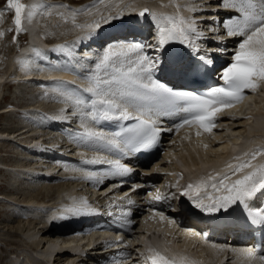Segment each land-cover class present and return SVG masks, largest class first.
<instances>
[{"label":"bare ground","instance_id":"6f19581e","mask_svg":"<svg viewBox=\"0 0 264 264\" xmlns=\"http://www.w3.org/2000/svg\"><path fill=\"white\" fill-rule=\"evenodd\" d=\"M67 1L68 2H63L62 0L21 1V3L27 6L25 15L22 19V25L28 30L30 41L23 45L21 51H15L8 46L5 47L7 49L6 52L4 47L0 49L2 54L5 52V55L3 54L4 56L2 57L4 66H2L3 68L0 72V97L3 87L12 86L15 82L18 86L23 85L24 89V85H27V83L30 84L27 85L28 87L31 85L33 87H39H36L37 89L34 90L32 88V91H30V95L32 94L36 98V100L30 101V103L0 106V116L5 114L10 115L15 112L30 113L28 114L30 119L18 118L15 126L12 124L13 127L11 128L6 125L0 128V152L8 151L7 153L12 152L17 154L14 159L7 158V162L0 159V165L6 167V171L0 169V173L3 172L5 177L9 180L7 182L9 187L2 189L3 191L0 192V202H2V206L6 205L10 208L7 211H0V216H2V218L0 217V230H2L3 227H7L15 231L19 237L21 236L22 243L32 248V251L35 253L34 258L36 262L45 261L47 264H136L137 262L135 263L134 261L138 258V254L132 250L136 247V249L142 251L145 243L151 245L150 251L154 250L156 243V247L160 250L186 264H215L217 258L222 260L225 256L229 257V255L231 261L235 264H259L257 260L248 257L246 252L248 249H253L257 252V256L264 255V241L261 249L255 250L253 246H251V240L246 237L249 232L243 233L241 232L243 231L242 229L235 230L233 235L229 232V228H221L215 233H210V227L205 226V228L204 225L202 226L200 223L192 220H186L185 225H181L179 222L174 221V219L180 216L178 213L173 214L166 210H162L161 212L155 209L147 211L146 208L141 207L145 204L139 197V194L142 193H139V190L136 189L131 191L132 189H129L131 184L126 181H116L119 180L120 177L113 176L111 171L105 168L89 169V163L86 161H91L93 159L98 160L99 158L117 160V157L115 158V154H113L110 155L111 157L109 158L108 154L110 152L106 151L108 149L104 146L86 145L75 138L76 130L80 127L76 123H81L82 117L79 114L73 116L72 112L75 109L72 101H64V97L62 98L59 91L55 90L61 85V82H67L65 79H71L84 87H88L87 81L83 79L85 75L72 72L78 70V67L83 73L87 74L88 71L94 67V62L98 56L101 55L110 44H114L110 43L105 48H99L93 51L94 45L92 42L99 40L103 33L102 30L105 29L107 25L103 23L101 17H115L118 13H122L120 19L109 21L108 25L115 21L124 22L128 14L135 13L136 9L142 5H148L150 11L157 15H160L159 12H167L176 18L196 19L198 21V30L203 32V34L211 35L210 38L203 36L201 39H196L194 35L191 37L195 47L201 48L204 52H209V54L214 56L220 54V50L222 49L226 50L232 48L233 43H226L225 47L221 48L217 46V43H209L208 41V39H212V36L222 37L226 34L222 26L214 33L212 28L215 26L212 20L199 23L201 21L200 18L211 17L214 14L218 15V13L213 12L214 14H207L204 16L203 12L199 11L202 8L214 7L212 0H122L123 3L116 8H107L92 14L91 12H93V10H91V7L88 5L89 0L82 3H71L69 0ZM193 8H198L199 10L195 12L191 11ZM29 11L34 12L31 20L27 17ZM101 13L102 15L100 17L99 14ZM113 13H116V15ZM65 14L70 21L69 23H71L70 25L77 29L78 32L74 34L75 36L72 35V38L62 37L54 41L52 40V45L55 47L67 45L71 52V56L66 52L64 56L67 57L65 58L61 53L58 57H52L50 51L44 48V42L40 39L37 32L40 33L41 25H43L42 23L45 17H49L51 21L58 23V21L62 20V15ZM97 18L101 21V27L99 29H89L88 25L94 23ZM221 19L222 17L220 20ZM36 23L39 25L38 30L34 27ZM12 24L15 27L14 16ZM59 24L60 23H58L57 26L60 27L62 24ZM8 30L9 28H5L4 31L0 29V33H3V35H0V40L1 37L8 33ZM239 39L240 38L237 39V42ZM125 42L126 41H123L122 43ZM229 45L231 46L229 47ZM33 49H40L44 55L42 57H37ZM143 54H145V52H143ZM91 56H94L95 59L92 61L87 60ZM57 64L62 68L66 66L67 70H48L50 65ZM37 68H42L43 70L37 71ZM8 80L15 81L13 83H7ZM67 84L70 86L68 89L69 91L75 89L73 91L74 98L76 96H86L79 88L75 87V85H71L68 82ZM28 87L26 89H28ZM37 91L38 93L41 92L43 95H39ZM3 97L4 96H2V98ZM2 98H0V100ZM43 98L56 99L62 104L60 103L58 109L54 110H51L49 106V109H46V106L42 108L41 99ZM66 106H70L72 109H67ZM84 111L87 112L89 110L85 109ZM220 114H222L221 118L215 120L214 127L211 131H204L202 129L199 135H197L196 132V136L190 137V140L181 143L183 149L177 147L173 151V154L178 156L179 161L183 163L182 166L192 174L204 168V173L208 178L214 177L219 179L223 174L230 172L229 165L235 167L238 163L250 161L254 167L264 163V82L260 83L258 88L250 95L248 94L244 100L230 108L224 109ZM65 116L69 118V122H61L62 118ZM74 118L78 120H74ZM46 121L48 123L47 128L44 127ZM55 121H60L62 125L57 127ZM83 122L89 127H94L93 124L86 122L84 117ZM94 128L95 130H100L99 128ZM106 131L109 132L108 130ZM189 133H191V129L177 130L173 134V139L176 140V138ZM67 143H70L69 145L76 144V148L79 150L82 149V153L79 154L80 156L78 159L72 157L66 159L61 156H57V159L51 157L50 154H57L59 152L72 156L70 151L65 153V151H67L65 149H68ZM46 145L50 146L49 149L46 148L47 150L45 149ZM2 147L5 148L3 149ZM41 150H45L44 155L40 153ZM182 150H185L186 153H183ZM90 151H94V154L88 156L87 153H92ZM253 152H259L254 160L251 159V154ZM165 154V157H169L167 152ZM161 157L164 156L162 155ZM161 157L158 158L157 164L160 162ZM168 160V164H160V166L158 165L157 167V164H155L153 167L147 168L144 172L145 174L153 173L147 177V180L152 182L155 187L147 190H149L150 194L156 192V189L158 191L160 190L161 194L157 197H160L162 193H174L175 189H177L178 185L183 181L182 175L180 174L181 171L176 162H172L169 158ZM59 165L63 167L56 170ZM61 169L64 170L67 175V177H65L66 182L62 183L61 186L49 184L46 182L49 181V179H46L45 176L41 174L44 173L46 176L53 175L54 177L56 174L59 175ZM162 169H166L167 172H170L165 178L163 175H159ZM253 170V168H245L242 172L231 175L230 180L234 177L236 179L240 175H244ZM38 174H41L42 177H39ZM90 174L95 175L96 178H100L99 182H102H100V184L98 182L94 185V180H89L90 184L88 185L85 178ZM61 177L64 178L63 176ZM71 177L76 178L71 180ZM114 177L117 179H114ZM56 178H58V176ZM54 179L52 181H55ZM130 181L133 184L137 179H132ZM168 181L170 183L166 186L164 183ZM212 182L211 180L206 183L204 181L200 185H210ZM144 183L145 182H143V185ZM117 185L122 186L120 188H115ZM105 186L108 188H105ZM196 186H194V190L191 193L192 196L196 195ZM107 189L112 190L107 193ZM125 190L128 192L130 191L127 196L123 193ZM200 191H203L201 192L202 196L221 194L214 192L210 186L207 187L206 190L201 188ZM102 193L104 195L100 198V194ZM152 195L154 196L155 194ZM109 196H111V199L106 201ZM177 196L178 195L175 194L171 199V207L178 212V208L180 207L177 203ZM5 198L10 201H7ZM92 198L97 199L98 204H104L108 208L106 209L105 207L102 208L94 205L93 207L97 208L94 209L92 207V209H90V211L94 210L101 213L115 211L117 207L110 206L112 201H116L118 204L120 203L124 209V207H126V205H124L125 202L136 199L134 203L136 207L131 208V217L135 216V220L133 221L132 218L131 225H128V227L132 229L144 228L147 230L146 233L142 234L140 232V234L134 237H130V235L127 237L124 236L122 241L113 240L102 245L101 242L106 241L104 237L110 235L107 228L96 230L93 226L89 227L90 222L82 223L78 226L71 225L72 219L76 216L80 217L81 214H76L70 211V209H89L95 202V200H91ZM257 198L264 201V192H261ZM207 201V199H204L205 204ZM188 202L196 210H201L195 207L193 200L189 197ZM120 207L121 206L117 209L121 210ZM167 209L169 210V208ZM126 217L127 216H122V218ZM94 224L96 225L97 223L93 222L92 225ZM66 226L68 227L64 228ZM161 226L164 228V231H162L164 234L161 235L162 237L155 233L152 234V238L148 237L149 231L156 228L157 230H161L163 229ZM262 233L264 234V230H262ZM126 241L128 243H125ZM139 242L143 245H138ZM10 243H12V241L4 240V242H0V251H3V254L0 253V260L6 256V248H4V245ZM107 251L110 253V260L107 259ZM82 253H85L88 258L82 256ZM195 255L198 257L197 260L192 258H195ZM15 258V261L20 259L19 255ZM9 260L11 261V259ZM15 261L12 260L11 264H16L17 262ZM137 261L142 264L140 259H137Z\"/></svg>","mask_w":264,"mask_h":264},{"label":"snow or ice","instance_id":"6c2138e0","mask_svg":"<svg viewBox=\"0 0 264 264\" xmlns=\"http://www.w3.org/2000/svg\"><path fill=\"white\" fill-rule=\"evenodd\" d=\"M6 5L8 9L14 10V25L17 33V36L13 37L15 42L18 35L24 31L22 19L27 6L21 3V0H6ZM219 7L226 12L234 9L239 14L233 15L228 12L229 18L221 20L220 24L226 30L228 37H240L231 62L220 73L222 85L212 87L203 94H197L191 91H175L160 78H155L156 71H167L168 66L167 64L161 66L159 56L150 58L143 54L145 47L159 53L165 45L176 42L188 45L198 53L199 49L195 47L191 37L194 35L196 39H201L203 32L198 30V21L194 18L158 16L149 9H143L139 12V17L144 18L145 21L151 17L155 22V44L138 41L110 44L95 60L94 67L83 77L88 82V87L82 89V92L88 94L87 96L74 98L75 89L69 91L70 86L67 82H61V85L55 89L67 101H72L75 109L72 115L79 114L82 117L81 124L84 130L76 132L75 138L86 145L104 146L113 153L127 154L131 151L147 150L158 142L162 132L173 130L159 126V117L169 113L187 114L181 123L175 125L176 129L186 125H196L204 131H211L215 119L224 109L240 102L245 90L254 91L264 82V0H220ZM198 10V8L191 9L194 12ZM33 15L34 12L29 11L28 19L31 20ZM121 16L122 13H118L115 17L102 16L101 20L108 24L109 21L118 20ZM100 27L101 21L88 25L89 29ZM212 31L216 33L217 28H212ZM33 51L37 57L44 55L40 49ZM51 51L67 52L71 56L67 45H59ZM199 61L202 62V67L213 64V59L207 55L199 56ZM48 70L67 69L66 66L62 68L57 64L50 65ZM192 70V67L184 70L173 69L174 72L182 71L184 75ZM195 70L199 71L198 68ZM85 109L89 111L85 112ZM83 117H88L93 125L101 121L129 123H120L119 131L109 133L85 125ZM61 122H69V118L65 116ZM257 154L259 152H253L251 159L254 160ZM86 162L114 165L111 170L113 176H124L131 171L130 168L120 164L119 160L113 162L93 159ZM245 168H253L250 161L238 163L235 167L229 165L230 172L223 174L219 179L209 177V180L213 181L210 185H197L195 196L191 195L194 190L191 184L181 194L192 199L195 207L206 213L227 212L232 206L242 205L252 223L264 225V206L255 211L250 206V201L257 193L264 192V165L255 167L253 171L228 182L231 175L242 172ZM86 178L97 179L92 174ZM209 186L214 192L223 194L202 196L200 189L206 190ZM204 199H207L208 203L205 204ZM132 203L133 201L128 200L129 205ZM70 211L76 214H89V210L80 208ZM126 215L130 216L131 213L128 212ZM127 224L130 226L131 220H128ZM246 255L257 260L259 264H264V255L257 256V252L253 249H248ZM152 264H177V262L157 254L152 258Z\"/></svg>","mask_w":264,"mask_h":264},{"label":"rangeland","instance_id":"374dc122","mask_svg":"<svg viewBox=\"0 0 264 264\" xmlns=\"http://www.w3.org/2000/svg\"><path fill=\"white\" fill-rule=\"evenodd\" d=\"M50 1H53V0H50ZM62 1L63 2H65V1L68 2L67 0H62ZM69 1L71 3H82V2H84V1L86 2L88 0H69ZM89 1H94V3H95L94 5H90L89 6V7H91V10H93V12H91V14H92V13H96V11L97 12L100 11V10L102 11V10H105L107 8L108 9H113L114 7L116 8V7L120 6L123 3L124 0L123 1L122 0H100V1L99 0H89ZM6 6H7L6 5V0H0V13H2V15H0V29L4 31L5 28H9L8 33L5 36L1 37V40H0V49H1V47H4V50L6 52L7 49L5 47L8 46V47H10L13 50H15V51L17 50L18 51L19 50V45L21 44V40L24 39V32H22L21 34H19L18 37H17V40L14 42L13 37L14 36H17V33L15 32V29H14L15 27L12 24V22H13L12 19H13V15H14L13 13H14V11L11 10V9H8ZM113 14L116 15V13H113ZM101 15H102V13L99 14L100 17H101ZM62 17H63L62 20L58 21V23H60L62 25L59 24L60 25V27H59V26H57L58 23L56 22L55 25H54V27L53 28H50V30L47 28V25L45 24V22L47 20V17L44 18V21L42 23L43 25H41V30H42V27L45 25V33H44V35L47 38L52 39L53 41L56 40L57 38H62V37L72 38V35L75 36L74 34L76 32H78L77 29L73 28V26L70 25L71 23H69L70 21L68 20V17H67L66 14L65 15H62ZM9 21H10V23H9ZM66 21H67V23H66ZM95 21H100V20L97 18ZM203 36H206L207 38L208 37L210 38L211 35L203 34ZM211 38L214 39V40H216L218 37L212 36ZM52 40H51V42H53ZM5 52H3V54ZM3 54L0 51V61H1V63H0V72H1V70L3 68L2 66H4V62H3V58L2 57L5 54L4 55ZM28 84L29 83H27V85ZM27 85H24L25 86V89H24L23 85H19L18 86V84H16V82L12 86H4L3 89H2V91H1V96H4V97L1 99L2 101L0 100V106H4V105H14V104H17V105H20L21 104L22 105V104L30 103V101L32 102V101L36 100V98L34 97V95H32V94L30 95V91H32V88H33V90L34 89H37L36 87H38V86L33 87L31 85V86L28 87ZM27 87H28V89L29 88L30 89L29 90L26 89ZM37 93H38V91H37ZM38 94L41 95V96L43 95L41 92L38 93ZM41 100H42L41 101L42 102V105L41 106H43L42 108H44L46 106V109H49L50 108L51 110L52 109L53 110L54 109H58L59 104L61 103L60 101H57L56 99L54 100V99H51V98H45V99L43 98ZM48 106H49V108H48ZM6 116H11V117H6ZM18 118H21V119L28 118V113L21 114V113L15 112V113H11L10 115H6V114L5 115H1L0 116V128L4 127L5 125L7 127H9V128L13 127V125L15 126L17 124L16 122H17ZM0 145H1V143H0ZM75 151H78V150L76 149ZM1 152H0V159L1 160H4L6 162H7V158L8 159L9 158H13L14 159V157L17 156L16 153H12V152H9V153H7L8 151H1ZM2 154H4V155H2ZM8 154H9V156H8ZM10 156H12V157H10ZM61 170L59 172V175L57 174L58 178H56L57 177L56 176L55 179L53 177L51 180L49 179V181H46V182H48L49 184H53L55 186H57V185L61 186L62 183H65L66 182L65 177H67V175H66V173H65L64 170H62V171ZM159 175H163V174H159ZM2 176H3V178H2ZM59 176H60V180H59ZM61 176H63L64 178H62ZM166 176L167 175H163L164 178ZM4 177H5V175L3 174V172H1L0 173V192L3 191L2 189H6L7 187H9V184L7 183L9 180L6 177L5 178ZM53 179L55 181H52ZM62 180H64V181H62ZM36 181H38V180H36ZM148 186L149 187H153L150 184ZM106 192L108 193L109 191H106ZM156 192H158V193H156ZM156 192H153L152 193V194H155L154 196H156V197L159 196V194H161V191L160 190L158 191L156 189ZM107 193H105V194H107ZM152 194H150V195H152ZM162 195H163V193H162ZM102 196H103V194H102ZM102 196H100V198H102ZM1 203L2 202H0V211H3V210H6L7 211V210L10 209L6 205H3L2 206ZM91 207H93V205ZM111 207H113V206H111ZM96 208H94V209H96ZM106 209H108V208H106ZM0 217L2 218V216H0ZM131 235L134 236L135 233H131ZM20 237H19V235L17 233H15V231H12V230L8 229L7 227H3V229L0 230V242H4V240L12 241V243L7 244V245H4V248H6V256L7 257L5 256L3 259H1L0 260V264H8V263L11 264L12 263L11 261L12 260L15 261L16 260L15 257H17L18 255H19V258L20 259L18 261H15V262H17L16 264H47V263H45V261L36 262V260L34 258L35 253L32 251V248L30 246H27L26 244L22 243V240H21ZM0 248H1V246H0ZM2 252L3 251L1 250L0 253L3 254ZM31 257H33V258H31ZM9 259H11V261ZM134 262L135 263L137 262L136 264H140L137 261V259H135Z\"/></svg>","mask_w":264,"mask_h":264}]
</instances>
